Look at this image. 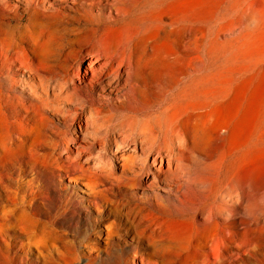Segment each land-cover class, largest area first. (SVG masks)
<instances>
[{"label":"bare ground","instance_id":"6f19581e","mask_svg":"<svg viewBox=\"0 0 264 264\" xmlns=\"http://www.w3.org/2000/svg\"><path fill=\"white\" fill-rule=\"evenodd\" d=\"M225 2H228L231 11L236 14V19L220 26L218 39L210 45V53L228 56L227 65L215 74L192 78L198 62L195 56L197 44L204 37L206 25ZM30 5H34L32 8L34 17L26 19L27 24L24 26L27 32L32 30L31 37L19 32L8 40L5 15L12 10L16 11L17 5L15 7L11 2L0 1V78L6 65L11 69H25L40 79L42 73L48 69L64 65L69 77L66 86L76 94L85 90L86 96L89 97L87 102L90 103L87 105H91L90 113L94 110L97 115H101L105 111H110L104 102L112 105L113 96L116 97L114 103L118 102L121 105L127 103L128 107L125 106L124 109H131L133 113L132 109L136 112L142 99L148 97L154 90L162 91L181 82L186 74L191 76L178 93L174 91L177 94L161 108L157 116L143 120L141 136L138 140L134 139L131 150L115 151L117 152L115 157L121 164L119 168L124 176H117L110 167L108 171L90 167L79 158L81 150L78 148L76 151L66 150L62 157V165H56L54 169L67 174L70 182L78 179L82 181L87 189V203L95 208L98 215H103L102 206L112 204L111 212L131 224L130 230L136 233L137 242H147V248L135 249L146 253L140 257L141 264H262L263 250L258 234L256 235L257 226L261 222L256 214V210L259 211L257 205L251 202L248 206L237 207L236 210L223 209L222 205L223 208L217 210L209 208L193 216L165 214L158 193L163 191L167 195H176L185 186L186 177L189 175V166L186 162L197 156L196 147L201 139L211 137L222 142L233 126L239 127L237 119L240 113L251 105V101L245 94L232 95L233 74L247 72L264 64V0H27V7L22 9L23 14L30 10ZM143 8L149 9L142 13H134L135 9ZM96 12H99L98 17L95 15ZM23 14L16 15L21 19ZM98 19L105 20L106 26L103 30L96 28L102 27L101 23H96ZM248 25L253 27L237 34L236 38L227 40V34ZM46 27L58 33L60 40H55L47 47H43L42 44L41 47H37L38 36L42 35L37 31ZM15 28L19 29V24ZM75 43L78 45L76 49L73 47ZM65 48L71 49L74 57L69 58V54H61ZM86 61L89 63L88 66L84 65ZM63 84L65 82L62 86ZM123 90L126 92L121 95ZM45 92L38 95L34 91L29 100H22L21 111L10 115L11 113H6L9 105L7 103L10 101H5L6 97L0 89V116L4 122L19 126V128L15 126L18 128V134L11 138L19 148L26 147L30 142V135L36 129L30 131L31 124L32 126L36 124L43 131L50 122L47 110V107L51 108L50 99ZM54 109L57 111L60 108L54 106ZM245 113L248 111L245 110ZM128 117L131 121L138 118L137 115H129V111ZM261 120L263 119L260 118V112L256 109L251 133L253 141L259 138ZM88 122L87 115H82L78 121L82 134ZM162 140L164 145L161 144ZM32 144L27 151L29 156L35 149L37 151V146ZM255 146L249 147L247 152L251 153ZM2 152L3 147L0 146V255L4 257L1 251L2 248H7L4 250L9 252L7 238L8 233L14 231L12 228L14 224L16 227L21 226L19 227L21 233L27 231V241L37 240L38 227L29 230L23 227L25 219L30 217L27 209L36 203L35 193L30 194L31 199L26 193H15L14 198H11L10 186L4 184L13 180L9 178L11 176L14 178V175H17L23 181L27 175L33 173L32 159H18L15 156L16 161L9 164V170L12 172L10 176L9 171L6 172L9 165L4 164ZM35 158L37 160V156ZM41 159L40 162H46L44 158ZM70 172L78 173V176L74 177L69 174ZM245 172L236 174L235 179L244 187L252 188V201H256L259 198L258 194H264V175L259 176L257 169ZM128 175L134 178L130 181ZM122 178L129 180L130 186H137L143 195L139 197L134 194L132 202L113 199L110 193L116 188L119 191L128 189V185L121 186ZM146 189L151 191L153 197L144 195L143 191ZM246 192L249 193L248 190ZM237 197L238 194L234 197L235 200ZM166 217L173 221L181 220L189 225L190 235L186 241L163 234L162 221L166 220ZM36 223L38 226L48 228L46 223L42 224L40 220H36ZM111 233L112 231H108L107 238ZM22 245L24 246V243ZM43 258L45 262L52 261L48 255Z\"/></svg>","mask_w":264,"mask_h":264},{"label":"rangeland","instance_id":"374dc122","mask_svg":"<svg viewBox=\"0 0 264 264\" xmlns=\"http://www.w3.org/2000/svg\"><path fill=\"white\" fill-rule=\"evenodd\" d=\"M3 1H7L9 3L11 2L15 7L17 5L16 11L12 10L9 12V14L5 15L7 39L10 40L13 35L19 32L25 34V36L29 35L31 37L30 33H32V30L27 32L24 25L27 24L28 19L34 17L32 9L34 5H30V10L24 12L23 14L22 9L27 7V0ZM149 8L135 9L134 13H142ZM18 13L23 14V17L21 19H19V17L16 15ZM98 14L99 12L95 13L97 17ZM235 19L236 14L231 11L228 2L223 3L216 11L214 18L205 27L204 33L206 35L204 34V37L200 39L197 44L198 47L196 49L195 56H197L198 62L192 78H201L206 75L215 74L227 65L228 56L210 53V45L213 43V41L218 39V29L220 28V26H224L230 21H235ZM97 21L98 22L96 23H101L100 25L102 27L96 26V28L103 30L106 26L105 20L98 19ZM15 23L17 24L15 25ZM18 24L21 29L19 28L16 30L15 27L18 26ZM252 27L253 25H248L243 26L241 30L235 29L233 32L231 31V34H227V40L236 38L238 36L237 34L245 32L247 29H251ZM37 32L42 34L41 36H38L36 34V36L40 38H38L39 45H37V47H41L42 45L43 47H47L55 40H60V36L58 35V33L50 31L48 27H46L45 29H39ZM93 41L94 40L92 39V42ZM73 47L76 49L78 48V45L75 43ZM40 50H42V48ZM71 52V49L65 48L61 54H69V58H72L74 57V54ZM62 63L64 62H59V64ZM88 64V61H86L84 65L88 66ZM24 71L25 69H11L8 65H6V68L3 71L1 78L4 82L0 78V80L2 81L0 82V89L2 90L4 97H6L5 101H10L8 103L6 102L7 105L9 104L6 108V113H11L10 115H13L14 113L16 114L17 112L21 111L20 108L23 99L29 100L34 91H36L38 95H42L43 92H45L44 90H46L45 93L48 94L50 99L49 105L51 108L47 107L50 122L47 128L43 131L38 126H36V124H34L33 126L31 124L30 131L36 128L30 135L31 140H29L30 142H28V145L26 147L19 148L16 145V142H13V140L11 139L13 136H16L18 134L19 131L17 129L19 128V126L4 122V120L0 116V146L3 147L4 152H2V159L6 166L11 162L16 161L17 158L32 159L31 166L34 171L33 173L27 175L22 181L17 175H14V178L10 175L12 172L9 170V165L6 172L8 173L9 171L8 174L11 176L9 178L13 179L10 182L12 185L9 182H6L4 184H8V187L10 186L9 188L11 191V198H14L15 193H26L28 194V198L31 199L30 194L32 192L35 193L34 198L36 200V203L34 202V206L27 209L29 212L27 213L30 214V217H28L29 219H25V221L23 222V227L24 229L28 230L38 227L37 240L27 241V231L21 233L19 228L21 226L19 225V227H16V225L14 224L12 226L14 231H10L7 238V247L9 252L7 253L6 250H4L7 248H2L1 252L2 254H4L5 258L0 255V258H2L0 259V264H141L140 257L143 255V253H146L142 251H136L135 249L147 248V242H137L136 233L130 230L131 224L124 221L122 218L117 217L116 215H114V213L111 212L112 204L102 206L103 215H98L95 208L87 203V189L82 184V181L78 179L70 182L67 174H65L64 172L56 171L54 168L56 167V165H62V157L65 154L66 150L76 151V148H78L81 150L79 158L82 159L84 163L89 164L90 167L93 166L96 168H94L95 170L99 171H108L110 167L113 173H116L117 176H124L121 168H119L121 167V164L120 162H118L117 157H115V153L120 150L132 149L131 147L135 142L134 139L136 138V140H138L141 136L140 129L142 124L144 123L143 120H145V118L146 120L153 119L154 116H157L160 113L161 108L183 88L186 82L190 80L191 76L186 74L181 79V82H179L181 83L180 85L179 83H176L172 85V87L166 88L162 91H160L161 89L154 90V92H152L148 97L142 99V101L140 102L141 104H138V109H136V112L135 109H132L134 114L131 113V109H124L125 106L128 107L127 103L122 105L118 102L114 103L116 101V97L113 96L112 105L110 103L104 102V104L106 105L105 107L109 106L108 109L110 111H105L101 115H97L94 110H91L90 113L91 105H87L90 103L87 102L89 100V97L86 96L85 90H82L76 94L69 88V86H66L68 84L67 80L69 77L68 70L64 67V65H62L61 67L60 65H58L50 68V70L48 69L45 73H42V79L35 78L32 72H28L27 70L25 72ZM27 81L29 84H27ZM64 82L65 84H63L62 86V83ZM37 84L39 87L37 86ZM31 85L32 87H30ZM64 86L66 87L64 88ZM34 87H36L35 90ZM7 90L8 92H6ZM174 91H176L177 93ZM125 92L126 91L123 90L121 95H124ZM6 93L9 95H7ZM231 93L235 96H242L243 94H245L246 97H248L251 101V105L246 107L245 109L248 111V113H245L244 110V112L240 113V116L237 119L239 127L233 126V128L223 139L224 141L222 140V142H218L211 137H204L203 139H201L197 144L198 147H196V150L198 152L197 156L191 158L192 160L189 159L186 162L189 166V175L186 177L185 186H183L181 191L176 195H167L163 191L159 192L158 195L161 198L162 209L165 214L174 213L186 216H193L196 213H199L202 210H208L209 208L217 210L219 208H223L222 205H224L223 209L226 208V210H236L239 206L244 207L248 206L251 202V204L254 203L255 205H257L259 210H256V214L259 216V219H261V222L259 221L260 224L257 226L258 230L261 231L257 230L256 235L258 234L257 236L260 239V245L263 250V253L261 255V263L264 264V194H258L259 198H257L256 201H252V188L250 186L244 187L235 179L236 174H238L239 172L245 174V171L253 169H257L259 176L264 175V64L259 65L258 67H256V69L254 68L247 72L243 71L239 74L234 73ZM51 94L55 95L52 96ZM57 96L60 99L57 98ZM79 96L81 97L79 98ZM15 101H17V104L15 103ZM11 102L12 105H10ZM54 106H58L60 109L56 111L54 109ZM256 109H258V111L260 112V118H262L263 120H261L262 125L260 126L259 138H257L256 141H253L251 133ZM128 111L129 115H137L138 118H135L131 121V119H129L128 117ZM82 115H87L88 121L90 122H88L87 128L83 129V134L81 133L78 124V121L81 119ZM93 116L95 119L93 118ZM15 126H18V128ZM74 131L76 133H74ZM118 131L119 133H117ZM116 137L118 138L116 139ZM46 138L48 139L46 140ZM52 138L56 139L54 140ZM33 141L36 144H34ZM73 142L77 145H75ZM31 143H33L32 145L37 146V151L39 149L38 152L40 153H38L35 149V152L33 151L34 153H32L30 156L27 154L28 148L30 147ZM99 143L101 145H99ZM163 143L164 141L162 140L161 144ZM120 145L123 146L121 147ZM252 145L256 146L253 148L251 153L247 152V149H249V147H251ZM18 148L21 150L19 151ZM69 148H71L72 150ZM34 154H36L34 157L37 156V160L36 158L34 159ZM43 154L44 156H42ZM57 155L59 157H57ZM41 157H43L46 162H40ZM43 158L41 160H44ZM139 158L141 159L142 156H140ZM54 159L56 160V162ZM111 159L113 162L111 161ZM51 160L53 161V164ZM34 165H36L37 167H34ZM95 165L98 166V169ZM111 166H114V168H112ZM103 167L106 170H103ZM69 174L74 177L78 176V173L74 172H70ZM133 178L134 176L128 175V179H130V181ZM32 179H34L35 181H32ZM121 181V186L128 185V189H122L121 191H119L116 188L113 192L110 193L113 199H119L117 201L121 202H123L125 199L126 201L130 200L132 202L134 201V194L138 195L139 197L143 195L141 193V190L137 188V186L129 185V180L122 178ZM215 183H217V185ZM116 185L117 184H115V186ZM108 186L111 187L110 184H108ZM32 188L34 190H31ZM246 190H248L249 193H247ZM237 191L238 193H236ZM143 192L144 195L153 197L151 191H148L146 189ZM237 194L238 197L235 200L234 197H236ZM247 195H249V198L247 197ZM242 199H244L245 202H242L244 201ZM249 199L251 200L249 201ZM179 200H181V202H179ZM238 201L239 203H237ZM240 215L243 216V213H241ZM166 218V220L162 221L163 234L166 236H174L178 239L186 241L190 235L189 225L181 220L173 221L169 217ZM36 220H40L42 224L46 223V227L48 228L38 226ZM50 223H52V225ZM262 224L263 226H261ZM108 231H112L109 238H107ZM21 238L24 241H20ZM22 243H24V246L22 245ZM45 255H48L49 259H52V261L47 260L48 262H45L43 258V256Z\"/></svg>","mask_w":264,"mask_h":264}]
</instances>
